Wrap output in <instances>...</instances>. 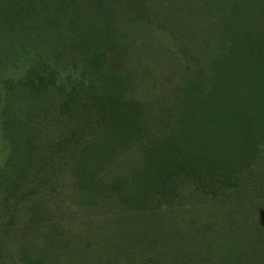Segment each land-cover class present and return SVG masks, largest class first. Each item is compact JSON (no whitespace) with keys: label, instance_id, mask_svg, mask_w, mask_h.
I'll use <instances>...</instances> for the list:
<instances>
[{"label":"rangeland","instance_id":"obj_1","mask_svg":"<svg viewBox=\"0 0 264 264\" xmlns=\"http://www.w3.org/2000/svg\"><path fill=\"white\" fill-rule=\"evenodd\" d=\"M87 7L76 8L83 19L69 37L57 31L41 52L69 64L62 90L26 85L35 52L22 40L13 58L22 64L0 73V264H220L227 251L234 264H264L249 226L264 213V107L246 111L243 96L222 94L212 122L197 132L183 124L151 147L136 139L139 110L121 107L135 91L148 140L177 127L183 78L198 71L210 87L226 75L230 45L261 51L264 0H100V26ZM99 50L94 73L86 60ZM256 65L245 61L246 74ZM101 77L125 82L113 89ZM39 171L47 187L60 172L58 192H29ZM174 172L175 183L157 184Z\"/></svg>","mask_w":264,"mask_h":264},{"label":"trees","instance_id":"obj_2","mask_svg":"<svg viewBox=\"0 0 264 264\" xmlns=\"http://www.w3.org/2000/svg\"><path fill=\"white\" fill-rule=\"evenodd\" d=\"M0 0V73L4 70L5 66H9L11 63H20L18 59H13L18 55L16 48L19 41L22 40L26 45H21L23 50L28 53L33 51L31 59L24 60L26 65V74L33 76L35 81L32 80L33 84L27 83L26 85L30 88H36L37 90L42 91L47 89L49 85H57L56 88L60 87L61 90L65 87L64 85V76L69 65L64 63L55 57L54 59H48L42 57L41 52L44 50V43H49L50 40L56 38V33H58L65 38L69 37L72 34V31L77 24V21L83 19L76 12L77 7H82L84 4L90 6L86 8V11H89V14L93 22H98L100 26V0ZM96 3V4H94ZM86 13V12H85ZM57 28V29H56ZM99 39V38H98ZM98 39H94L98 41ZM102 40L108 42L109 37L103 36ZM37 45L39 48L37 49ZM230 46L231 49H230ZM229 46L228 57L222 59L221 67L226 71V75H218V80L215 81L210 87L208 83L204 82L206 77L201 75L198 71L196 75H192L189 78L182 80L180 85V99L182 102V107H177L175 122L173 125H178L175 128H169L166 130L161 129L160 132L155 135L151 140L145 138L146 125L144 123L146 113L144 109V104L142 100L134 96V92L130 98L127 99V102L122 103L124 108L138 109L139 111V126L138 134L136 139H141L139 142L147 141L145 145L151 147L153 145H161L167 142L168 137L175 136L176 132L182 129L183 124L188 125L192 132H197L205 124H208L213 121L216 110L223 105L221 101V95L229 96L230 94L237 93L243 96L245 101L246 111H249V108H262L264 107V43L261 46V51H249L248 55L244 54L240 49L237 43H234ZM236 47V48H235ZM253 48V47H251ZM257 49V46H255ZM37 49V50H36ZM62 50V48H59ZM40 50V51H39ZM258 50V49H257ZM57 51V50H56ZM28 54L26 53V56ZM257 62L253 74H246L245 61L248 65H253ZM91 63V68H94V73L100 70V50L92 55L89 60H86ZM61 67H63L61 69ZM65 69V70H64ZM85 70V69H84ZM92 72V71H91ZM1 75V74H0ZM227 76V77H226ZM224 77L228 78L223 81ZM211 79V78H210ZM8 83L10 82L7 78ZM61 81V82H60ZM112 82L109 84L107 80L103 77L100 78V82L107 85L108 87L119 88L124 85L125 80H118V78H112ZM131 82V81H130ZM231 91V93H229ZM183 92V96H182ZM74 100L71 95H67L65 101L61 104V107L67 109L69 105ZM77 100V96H76ZM184 108L188 111L187 113L182 112ZM142 109V111L140 110ZM127 115H124L126 117ZM194 121L192 123L189 121ZM202 119V120H201ZM120 115L117 117V121H121ZM196 128V129H194ZM155 134V131L152 130ZM168 135V136H167ZM144 139V140H143ZM78 142V140H77ZM165 158L161 156L158 162L163 164ZM171 163L177 162L176 158L171 155ZM45 162V159H44ZM207 163L201 162V167L199 171L206 177L210 178L211 169L205 167ZM177 174L173 173L172 178L157 179L153 177L152 180L160 186L162 184L175 183ZM192 179L202 183V181L197 177V175H190ZM45 177L44 171H39L38 187L29 186V192L39 193V191L49 190L50 193H56L59 191V185L61 184L60 172H58L57 180L50 183L47 187V184L43 182ZM188 178V177H187ZM149 179H143L144 183ZM261 182H264L263 176L261 177ZM169 187L175 189L173 193L178 191L180 187V193L182 192L181 186H176L173 184H167ZM262 193V191L260 192ZM2 206L0 205V215H2ZM258 214V213H257ZM253 215L252 219L249 222V226L252 228L251 231L254 237L261 236L260 244V253L264 251V213L260 212L258 220L253 219L256 215ZM254 227H258L259 234L257 235L254 231ZM2 236H0L1 238ZM3 240V237L1 238ZM249 242V239H246ZM222 262L220 264H234L232 259H235V256H232L230 251L223 252L220 256ZM247 257H239L240 264H250L248 263ZM238 264V263H235Z\"/></svg>","mask_w":264,"mask_h":264}]
</instances>
